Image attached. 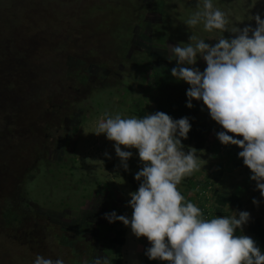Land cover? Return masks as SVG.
I'll list each match as a JSON object with an SVG mask.
<instances>
[{"label":"trees","instance_id":"trees-1","mask_svg":"<svg viewBox=\"0 0 264 264\" xmlns=\"http://www.w3.org/2000/svg\"><path fill=\"white\" fill-rule=\"evenodd\" d=\"M144 11L145 0H0V239L13 243L12 232L23 235L29 228L31 233L27 235L31 236L21 245L33 261L38 255L34 254L38 244L55 246L51 239L47 242V231L44 232L50 228V235L60 242L63 252L69 253L72 263H81L77 261L81 256L68 249L72 240L64 235L65 230L54 232L55 226L49 221L40 225V215L30 208L31 203H25L19 188L37 168L38 161L49 165L58 150V136L81 114L84 101L92 93L123 86L122 68L127 65L134 64L136 73L145 79L141 70L148 66L149 59L141 57L142 51L133 47L134 36L142 34L146 27ZM153 35L157 39L164 36L158 32ZM99 71L106 76L94 79ZM189 87L171 80L163 68H158L152 73L148 99L152 113L164 112L173 119L189 118L191 131L182 143L193 145L200 152L211 126L195 113L200 101L194 100L191 109L186 106ZM146 114L141 107L136 117ZM216 144L218 148L224 146L221 142ZM137 158L128 163V182L133 191L139 188L135 174L142 167ZM10 178L15 181V191L6 196L4 191L9 187L3 179ZM196 184L191 188L194 199L207 187L212 189V218L224 216L223 210L229 206L240 209L238 193L218 194L209 180ZM181 194L191 201L190 195ZM26 207L32 210V219ZM26 215L38 224L30 227ZM114 224L104 250L109 252V264H122L126 232L122 222ZM41 229L38 239L33 238ZM246 232L264 254L262 220L254 218L246 225ZM240 234L244 235V229L243 233L237 231ZM88 262L86 258L83 264Z\"/></svg>","mask_w":264,"mask_h":264},{"label":"clouds","instance_id":"clouds-1","mask_svg":"<svg viewBox=\"0 0 264 264\" xmlns=\"http://www.w3.org/2000/svg\"><path fill=\"white\" fill-rule=\"evenodd\" d=\"M196 9L185 22L187 28L202 24L208 33L228 32L232 38L221 35L215 44H209L191 34L186 44L167 45L171 53L168 59L176 62L171 76L190 86L186 106L191 109L194 100L202 101L211 119L225 130L216 133L218 140L242 149L238 156L251 170L250 179L264 198V19L259 13L250 15L249 21L254 20L256 27L249 24L229 29L226 13L215 7L213 0H197ZM198 58L206 62L203 71L196 67ZM105 117L91 134L105 135L115 142L120 167L125 171L133 153L121 146L138 150L142 164L135 174L139 188L129 193L131 218L113 211L106 213L105 219L122 222L137 239L147 238L151 247L145 255L149 260L165 264H264L257 243L247 235H237L251 220L248 211L205 219L201 209L178 190L184 178L200 170L203 161L195 148L184 150L182 140H187L191 131L188 117L173 119L159 111L143 117L107 113ZM259 203L253 199L257 207ZM34 264L64 261L37 255ZM93 264L109 261L97 256Z\"/></svg>","mask_w":264,"mask_h":264},{"label":"rangeland","instance_id":"rangeland-1","mask_svg":"<svg viewBox=\"0 0 264 264\" xmlns=\"http://www.w3.org/2000/svg\"><path fill=\"white\" fill-rule=\"evenodd\" d=\"M152 1L156 0H145L150 8H145L144 11V14L148 13L147 16H150L149 20H146L148 24L144 30L145 40L135 38L133 43L136 46L141 44L139 46L143 50L141 57L149 59L148 66L141 70L145 79L136 73L134 64L127 65L122 71L123 86L100 90L98 94L92 93L84 101L83 110L76 118L77 129L72 132L68 142L63 143L59 151L57 150L53 157L55 160H50L49 165L38 161L37 168L30 172L19 188V191L24 193L25 203L26 201L31 203L30 208L36 215H40V225H44V222L50 219L54 225L60 222L65 223L64 225L75 232L84 233L85 237L78 243L79 247L73 248L79 252L91 253L94 258L106 257L109 263V252L104 249L107 238L112 237L113 233L111 229L107 230L105 227L111 224L105 219V214L114 211L117 215H126L131 218L133 210L128 206L131 198L129 193L136 191L131 189L128 182L131 170L125 171L120 167L121 162L115 152V142L109 141L105 135L97 136L91 133L96 130L100 119L106 118L105 113L111 116L120 114L122 118L136 117L138 109L143 107L147 114H151L153 106L149 102L148 95L155 69L163 68L171 80L183 82L171 76V69L176 67V62L168 59L171 53H168L167 45L186 44L191 34H195L209 44H215L221 35L225 38H232L233 35L228 32L221 33L218 30L208 33L203 30L202 24L197 25L195 29L187 28L185 22L197 10V0H157L155 5ZM213 4L226 13L229 29L243 28L249 24L253 28L256 27L254 20L249 21L250 15L255 16L259 13L264 19V0H213ZM153 11L157 12L158 16ZM157 32L160 36L163 34L164 36L157 39L153 35ZM162 40L167 42L163 43ZM196 67L203 71L206 68V62L198 58ZM195 113L199 120L206 122L208 127L211 126L210 133L205 148L197 152L203 160L200 170L184 178L178 185V190L184 195L193 196L191 189L193 185L198 181L209 180L218 194L229 196L236 192L242 195L240 209L226 207L223 215L231 216L232 211L237 210L248 211L251 214L250 222L254 218H260L264 225V198L257 190L256 182L250 179L251 170L238 157L242 149L234 145H229L227 151L224 149L225 145L218 148L216 143L220 141H217L216 133L220 132L222 126L211 119L202 101H200V108L195 109ZM212 126L217 127L214 136H212ZM70 148L71 151H69ZM121 148L133 153L128 163L138 159V150L126 149L123 146ZM190 148H193V145H186L184 150L188 151ZM3 181L8 184L9 189L4 191L8 196L15 191L13 187L15 181L11 178L3 179ZM236 184L244 187L242 192L239 193L238 189L234 190ZM254 198L260 202L258 207L253 204ZM30 208L26 207L25 211L31 215L32 219ZM26 217L27 220L30 219L27 215ZM31 219L28 220L30 227L38 224ZM46 225L48 226L47 222ZM94 226H97L96 229ZM123 227L126 233L125 244L121 248L122 264H165V262L147 258L145 251L151 247L147 238L137 239L132 235L130 227L124 224ZM26 230V234L23 235H20V232H12L10 237L13 243L5 238L0 239V264H34L32 257L25 253L22 246L31 236V234L27 235L31 233V230L29 228ZM42 231V229L37 230L32 237L38 239L37 234ZM45 231H47V242H49L51 230L48 228ZM244 235L249 236L246 226H244ZM63 250L57 245L50 246L42 242L38 244L34 254L38 253L53 260L62 259L64 264H72L71 256Z\"/></svg>","mask_w":264,"mask_h":264},{"label":"flooded vegetation","instance_id":"flooded-vegetation-1","mask_svg":"<svg viewBox=\"0 0 264 264\" xmlns=\"http://www.w3.org/2000/svg\"><path fill=\"white\" fill-rule=\"evenodd\" d=\"M153 2V4L155 5L156 3H157V0L156 1H152ZM154 5H153V7H154ZM145 8L146 9H150L149 8V5L147 6L146 5V2H145ZM153 13H155L157 16H158V14H157V12H154L153 11ZM148 14V13H147ZM147 14H145V16H146V18H145V23L146 24H148V22H146V20H149V18H150V16H147ZM150 15V14H149ZM144 36H145V33L143 32L142 34H139V33H137L135 36H134V40H133V43H134V41H135V38H139V39H141L142 38V40H145L144 39ZM139 46H141V44H138V46H136V45H134L133 44V47H135L136 49H139L140 51H142L143 52V50L139 47ZM155 47V46H154ZM148 58H149V55H148ZM158 69V68H157ZM122 71H123V68H122ZM106 75H105V72H103V71H99V73L98 74H96L95 75V77H93L94 79H98V77L100 78V79H103L104 77H105ZM73 121V122H72ZM71 121V123H70V125L68 126V125H66L65 126V131L62 133V135L60 136H58V139L59 140H57V143H58V145H57V148H58V151H59V148L61 147V145L63 146V143H65V142H68V140H69V138H70V136H71V134H72V132L73 131H75L74 129L75 128H77L76 127V124H75V122H76V119H73ZM57 153V152H56ZM54 159V158H53ZM55 160V159H54ZM49 222H53V221H51L50 219L48 220ZM65 223H59L58 225H54L57 229H56V231L55 232H58L59 230H60V228H63L65 231H64V235L66 236H68L69 238H70V240H72V242H70V247L68 248L69 250H71V251H74V253H77V257H79V256H81V258H78V261L79 262H81V263H79V264H83L84 263V261H85V259L86 258H89V262H88V264H93V261H94V257H93V255L90 253H84V252H79V251H76V249L75 248H73V247H79V242H82L83 241V237H85L83 234L84 233H78V232H75V230H72V229H70L68 226H66V225H64ZM95 227V229H96V227L97 226H94ZM106 228H107V230L108 229H111V231H113V228H114V223H111L110 224V226H109V228H108V226H105ZM113 233V232H112ZM78 234V235H77ZM50 237V239L53 241V243H55V245H57V246H61L60 245V242L58 241V240H55V238L54 237H52L51 235L49 236ZM73 264V263H72Z\"/></svg>","mask_w":264,"mask_h":264},{"label":"built area","instance_id":"built-area-1","mask_svg":"<svg viewBox=\"0 0 264 264\" xmlns=\"http://www.w3.org/2000/svg\"><path fill=\"white\" fill-rule=\"evenodd\" d=\"M213 127V126H212ZM217 131V127H213L212 128V136H214V134ZM221 131H225L223 128L220 129ZM208 132L210 133V127L208 128ZM229 135H231L229 133ZM190 199L193 204H195L196 206H198L202 213H203V217L205 219H212L213 217V213L211 212V206H210V202L213 200V193H212V189L211 187H207L206 189L200 191L197 195L196 198L194 199V196H190Z\"/></svg>","mask_w":264,"mask_h":264},{"label":"crops","instance_id":"crops-1","mask_svg":"<svg viewBox=\"0 0 264 264\" xmlns=\"http://www.w3.org/2000/svg\"><path fill=\"white\" fill-rule=\"evenodd\" d=\"M234 188H235L234 190L238 189L239 193H240V192H242L244 187L243 186H237V184H236ZM241 197H242V195H239V203L241 202Z\"/></svg>","mask_w":264,"mask_h":264}]
</instances>
